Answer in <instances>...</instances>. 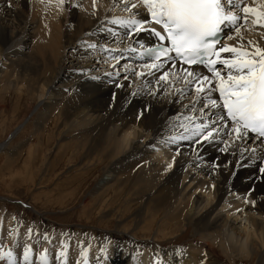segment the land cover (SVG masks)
<instances>
[{
  "label": "bare ground",
  "instance_id": "1",
  "mask_svg": "<svg viewBox=\"0 0 264 264\" xmlns=\"http://www.w3.org/2000/svg\"><path fill=\"white\" fill-rule=\"evenodd\" d=\"M236 2L223 0L226 13L238 17L234 27L226 24L223 40L250 53L257 47L264 50V20L254 24L255 14L243 12L244 7L264 12V0H243L239 8ZM137 7L141 15L147 14L139 0H0V57L5 60L0 63V84L13 86V76L27 81L30 98L37 97L38 102L36 134L45 142L46 135L55 136L61 149L66 141L76 142L74 149L81 153L78 175L84 177L108 160L107 173L95 190L136 200L139 213L158 222L157 232L190 228L192 254L185 264H215L210 248L229 264L234 256L239 261L234 264H264V176L259 172L264 160L257 159L264 152V139L259 138L260 144L254 136L233 142L224 135L228 144L219 147L203 142L197 146L194 140L163 142L181 134L183 126L217 120L221 107L216 78L202 66L194 69L213 81L205 85L207 95L218 102L213 115L212 108L201 112L209 100H194L205 95L195 91L197 85L191 90L185 86L180 69L192 71V67L166 66L163 71L172 68L173 75L159 84V72L156 79L137 77L135 72H147L143 65L151 61L139 59L132 49L150 44L151 36L141 33V45L126 34L127 24L114 22V18L133 19ZM233 55L229 52L226 57ZM126 65L131 69L127 73ZM218 68L227 72L223 64ZM117 72L122 75L116 77ZM133 92L138 95L133 97ZM223 147L228 151L221 152ZM253 147L256 154L247 150ZM110 257L115 264H135L136 259L118 248ZM165 259L173 262L175 255L166 251Z\"/></svg>",
  "mask_w": 264,
  "mask_h": 264
},
{
  "label": "rangeland",
  "instance_id": "2",
  "mask_svg": "<svg viewBox=\"0 0 264 264\" xmlns=\"http://www.w3.org/2000/svg\"><path fill=\"white\" fill-rule=\"evenodd\" d=\"M13 77V86L0 84V264H115L110 256L116 248L134 254L135 264L191 259L188 245L194 237L188 226L157 232L158 222L139 213L136 200L94 189L108 160L83 177L75 172L81 156L76 142L66 141L61 149L55 136L46 135L45 142L36 134L37 97L30 98L26 80ZM210 249L215 264H229ZM166 251L175 255L173 262L165 259ZM235 259L230 264L239 262Z\"/></svg>",
  "mask_w": 264,
  "mask_h": 264
},
{
  "label": "snow or ice",
  "instance_id": "3",
  "mask_svg": "<svg viewBox=\"0 0 264 264\" xmlns=\"http://www.w3.org/2000/svg\"><path fill=\"white\" fill-rule=\"evenodd\" d=\"M139 2L146 7V15H141L137 7L133 9L136 12L133 19L114 18V22L125 23L129 26L126 34L134 42L144 44L139 40L141 33H147L156 40L155 44L142 48V57L151 62L143 65L148 70L147 72L136 71V76L140 78L151 76L156 79V74L159 72L161 74L156 79V83L159 84L166 81L169 75H173L172 68L176 67L179 59L181 64L191 66L193 69L192 71H187L183 67L180 69L185 73L183 79L186 88L191 90V86L195 84L197 85L195 91L205 94L195 97L194 100L199 102L209 100L201 108V112L212 108L214 109L212 114L215 115L218 102L207 95L209 88L205 87V85L211 86L213 81L208 76L194 70L195 67L202 65L208 68L212 76L216 78L215 89L219 90L222 101L221 114L216 121L183 126L181 134L170 136L163 142L175 143L177 139L194 140L197 146L203 142L206 145L216 144L219 147L220 143L228 144V141L223 139L224 135L235 142L236 140L246 141L251 138L252 134H255L258 137L256 143L260 144L259 138H264V50L257 47L254 52L250 53L227 44L219 48L215 47L217 34L221 32L222 25L231 24L234 27L238 22V17L230 12L226 13L223 0H139ZM243 12L245 16L248 13L255 14L254 24L264 20V12H257L254 8L244 7ZM149 16L155 25L162 26L163 34L148 24ZM112 39L115 37L113 36ZM132 50L135 51V49ZM228 52L234 55L231 58H220L221 53ZM113 59L118 58L113 57ZM217 63L223 64L227 69L226 79L220 71H216L213 67ZM168 65H172V68L169 71H163ZM113 67H118V64ZM129 71L131 69L126 65L124 72ZM106 75L111 77L112 73L109 72ZM120 75L122 73H116V77ZM124 78L127 80V75ZM117 87H122V85H117ZM183 91L184 89H177L178 93H183ZM156 94L152 93V95ZM131 95L135 97L138 93L133 92ZM113 99H115V94ZM187 107L188 105H185V108ZM224 111L227 113L226 117L223 115ZM137 118L139 119V116ZM201 119L206 120L203 117ZM226 120L231 121L230 126ZM209 128H211L210 131ZM219 150L227 152L228 148L223 147ZM244 150H241V155ZM247 150L253 154L258 151L256 147ZM179 151L177 148L178 153ZM257 159L264 160V152L260 153ZM168 167H171V164ZM214 167L218 165L214 164ZM259 172L264 176V166L259 168ZM28 252L29 249L26 247L25 259H27Z\"/></svg>",
  "mask_w": 264,
  "mask_h": 264
}]
</instances>
